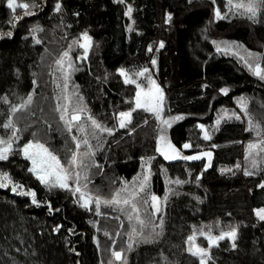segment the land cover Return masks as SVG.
<instances>
[{
    "label": "trees",
    "instance_id": "obj_1",
    "mask_svg": "<svg viewBox=\"0 0 264 264\" xmlns=\"http://www.w3.org/2000/svg\"><path fill=\"white\" fill-rule=\"evenodd\" d=\"M15 3L12 8L0 0V32H12L0 35V133L7 134L4 124L14 115L11 106L30 92L33 107L15 113L27 127L30 121L33 126L23 128L8 159L0 160V170L18 182L15 192L11 184L0 186V264H200L198 256L187 251V238L194 227L213 222L237 224L236 247L229 237L219 240L210 247L206 264H264V220L254 211L264 207V153L257 168L245 160L247 142L257 139L246 119L224 118L216 130L210 127L221 109L233 108L241 97L253 120L264 126V80L235 56L217 51L223 39L263 52L264 10L254 21L232 14L227 0H60L59 10L57 0H35V10L23 7L32 0ZM129 4L131 15L126 14ZM217 6L228 15L216 19ZM16 16L21 19L10 23ZM37 24L41 28L33 37ZM84 31L92 38L91 47L86 57L72 54L76 70L71 73L70 91L82 95L97 120L116 128L100 135L104 146L97 147L99 165L89 169L88 187L110 197L143 171L141 157H151L144 193L162 197L163 206L155 214L145 204L143 208L149 209L140 212L150 221L144 234H159L148 242L136 237L138 242L129 246V231L140 228L122 210L105 207L97 212L95 205L75 203L78 196L73 190H49L29 171L30 161L20 150L25 141L40 140L68 162L72 135L54 118V80L49 71L57 55ZM154 57L167 111L186 114L169 128V138L185 154L211 151L206 169L205 159L161 156L157 118L147 109L133 108L135 85L125 83L116 70L147 67ZM224 87L228 91L223 93ZM129 108L133 109L130 125L116 127L114 113ZM199 123L211 128L210 139L202 135ZM186 141L192 147L183 148ZM237 163L240 167H233ZM177 178L183 183L177 184ZM29 189L35 190L39 204L33 203ZM113 250H123V259L117 260Z\"/></svg>",
    "mask_w": 264,
    "mask_h": 264
},
{
    "label": "snow or ice",
    "instance_id": "obj_2",
    "mask_svg": "<svg viewBox=\"0 0 264 264\" xmlns=\"http://www.w3.org/2000/svg\"><path fill=\"white\" fill-rule=\"evenodd\" d=\"M9 7H15V0H7ZM215 3V0H213ZM230 12L235 14L236 11H239L240 15L247 16L251 20H256L258 15L264 10V0H228V5ZM23 7L27 9L35 10L36 4L35 0H32V4L24 3ZM61 7L60 0H57L56 10H59ZM132 5L129 4L126 10L127 15H131ZM27 14H31L28 12ZM214 15L216 19H220L222 16L228 15L221 11L220 7L217 6L214 9ZM172 16L171 12L167 13V17L170 19ZM21 17L16 16L14 20L10 21V23H15V21L20 20ZM41 26L39 24L34 25L31 31V35L33 37L36 36V32L39 31ZM131 28V25H129ZM0 35H12V32L9 31L7 33L0 32ZM81 37L82 40H76L74 38V43L80 44L84 51L81 52V57H86L88 52L87 50L91 47V36L87 33V31L82 32ZM36 42V41H34ZM214 43H216L214 41ZM164 44L163 41H160V46L162 47ZM72 45H69L71 48ZM151 49V45L149 46ZM217 51H221V48L217 47ZM225 53H233L238 58L241 57V53L236 50L235 47H230L228 42H225V46L223 48ZM251 57V61L249 59ZM242 62L249 69L253 75L259 77L261 80H264V64L260 62L259 54L252 53L251 50L247 51V55L242 58ZM56 65L59 68V71L63 73V83L59 85L62 89L61 94L56 96V104L55 108L59 112L60 119L64 122L65 129L69 133H73L75 129L76 132L82 133V136L72 135L71 139L75 142V150L71 151V155L68 158V163L65 165L61 162L60 157L50 150L48 146L42 143L40 140H28L27 143L22 146V154L27 157L31 161V167L29 171L35 174L38 177L39 181L45 184L49 190H52L55 187L70 189L73 190V195L79 193V198L75 201V203H81L82 206H87L92 203L93 193L87 191L88 188V176L89 169L93 164L99 165V161L95 160V154L97 147H103L104 145L99 143L101 137L99 133L107 132L111 134L116 130L115 127H108L107 125L102 124L99 120L96 119L87 109L86 105L83 104V97L79 93H72L69 89V80L71 77L72 71H75L74 65L71 61V56L69 50H65L61 56L56 60ZM152 63H156L155 57L152 60ZM124 77L125 83H132L136 85V93H135V108L147 109L149 112L155 114L156 118L160 121L161 126H170L173 120H179L183 118V114H177L175 116H164V93L163 89L160 85L150 76H148V80L150 82V87L144 88L140 83L137 82V79H134L133 76H146L148 73V69L142 68L136 73H130L126 68L120 67L116 70ZM221 92H227L228 88L224 87L220 89ZM6 99V98H3ZM33 93H28L26 99H23L21 103L14 104L10 108V113H15L18 109L25 108L29 104L32 103ZM240 104V107L243 108L244 115L248 116V129L254 130L257 139H252L247 142L245 148V160L251 162L252 167H256L259 164V160L257 157L264 153V126H262L258 121H254L251 114L248 112V105L245 102V98L241 97L237 101ZM132 112L133 109L129 108L127 111H121L118 114L114 113L118 118V124L116 127H126L130 125L132 120ZM86 114L87 120L91 122V134L96 137L97 145L93 146L90 142L89 135V125L87 123L82 122V116ZM227 119H240V113L230 110H224L223 116H219L213 126V130H216L221 123V120ZM147 122L146 120L144 121ZM201 129H203L202 135L205 139H210L212 133L208 130V128L204 124L198 125ZM5 128H11V133L5 137L0 136V160L8 159V155L10 152L14 150L15 141L19 139L17 134V125L14 123L13 116L9 115L8 119L4 124ZM184 148L192 147L191 142L186 141L183 144ZM157 151L162 152L166 159L173 160L177 156H184V153L180 151L179 148L167 137L165 134V130L162 127L161 133L157 137ZM202 156H207L209 161L212 157L211 151H200L194 152L192 155L184 156L187 160L198 159ZM151 157H141L142 167L147 168V173L143 174V180L139 182L137 185L135 181L136 177L133 178V183L131 185L128 182H125V185L122 188L117 189L116 192L111 196L110 199L103 198L101 196H95V206L96 211H100L101 203L106 205H115L120 207L123 211L125 205H131L133 213L135 214L134 219L138 223L140 230L137 231L136 227H133L128 235L129 240L128 244L131 246L133 243L138 242L136 237H140L144 242H148L150 240H154L158 238L159 234L153 235L149 233L147 235L144 234V228L147 226L150 221L146 220L144 217L139 215L140 209L137 206L135 200L139 196L140 192L146 188L149 176L151 174L150 161ZM91 160V164L87 163ZM147 161L148 163H144ZM209 164L205 163L204 168H208ZM233 167L239 168L240 164L237 163ZM245 174H249V169L245 167ZM203 171V170H202ZM221 172H231L230 168H221ZM202 174V173H201ZM139 175V174H138ZM199 180V176L197 177ZM70 181H75L73 185ZM177 184L183 183V181L177 178ZM264 184V181L261 182ZM9 184L12 186V191L18 190V182L13 181L9 172L0 170V186L7 187ZM23 186H20L22 188ZM28 194L32 196L33 203L39 204L40 201L36 199V194L34 189H29ZM164 199H167V194H165ZM200 199V197H197ZM160 197L156 195V193H151V204L152 208L155 211H160L159 205ZM257 216L264 220V208L255 209ZM129 221H133V214L128 215ZM163 218L160 219V228L162 230L163 227ZM151 227L153 230L156 229L157 225L152 223ZM59 228V225L57 226ZM71 231V229H69ZM237 228L235 226L231 227L230 230L221 231L219 235L211 234L209 232L201 231L199 234L207 237L209 242V247L205 248L198 244L193 245L191 242L194 241L196 232H193L192 235L188 237V241L190 242V246L187 249L188 252L193 253L196 256L200 257V264H206L207 258L209 256V249L212 245L216 244L219 240L229 237L232 239V247H236L235 238L237 235ZM123 250L116 251L113 250V255L117 260L123 259L122 257ZM111 264V262H110Z\"/></svg>",
    "mask_w": 264,
    "mask_h": 264
},
{
    "label": "rangeland",
    "instance_id": "obj_3",
    "mask_svg": "<svg viewBox=\"0 0 264 264\" xmlns=\"http://www.w3.org/2000/svg\"><path fill=\"white\" fill-rule=\"evenodd\" d=\"M15 5H16V3H15ZM227 5H228V0H227ZM229 8V7H228ZM235 13H239V11H236ZM240 14V13H239ZM88 33V32H87ZM83 39V37H81V35H80V38L78 39V41L79 40H82ZM225 42H227L226 40H221V41H219L218 42V45H219V47L221 48V51H223V48H224V46H225ZM229 43V46L230 47H235L236 48V50L237 51H239L240 53H241V57L240 58H238L236 55H234L233 53H231V52H229V53H225L224 51V53L225 54H229V55H232V56H235L238 60H240V62H242V58L243 57H245L246 55H247V51L248 50H250V49H247L246 47H244L243 45H241V44H239V43H236V42H228ZM90 49V48H89ZM89 49L87 50V52H89ZM67 50H69V53H70V56H71V61H72V63H73V58H74V56L72 55L73 53H74V51L76 52V55H77V58L79 59V58H82L81 57V52H83L84 51V49H83V47L80 45V44H78V43H74V42H72V47L71 48H68ZM251 52L252 53H256V54H259V59H260V62L262 63V64H264V51L263 52H257V51H254V50H251ZM63 53V52H62ZM62 53H59L58 55H57V58H55V61L53 62V66L51 67V69H50V71H49V76H50V79H53L54 80V92H55V94H54V99H52V104H51V107H52V109H53V114H54V118H55V120H56V122H58L61 126L63 125L64 126V122L60 119V115H59V112L56 110V108H55V104H56V96L57 95H59V94H61V91H62V89H61V87L59 86V85H61L62 83H63V73L62 72H60L59 71V68H58V66L56 65V60L61 56V54ZM75 55V56H76ZM249 59H250V61H251V57H249ZM54 60V59H53ZM243 63V62H242ZM142 68H146V69H148V73H147V75L146 76H139V77H136V76H133V78L134 79H137V82L138 83H140L144 88H148V87H150L151 85H150V82H149V80H148V76H150V77H152L159 85H160V87L163 89V87H162V85L160 84V82L158 81V79L156 78V74H155V68H154V64L152 63V60H151V63L146 67H142ZM142 68H140V69H142ZM140 69H138V70H133V71H129L130 73H136V72H138ZM123 77V76H122ZM123 79H124V77H123ZM135 85V84H134ZM69 91L71 90V83H70V80H69V89H68ZM71 92V91H70ZM135 93H136V85H135ZM163 93H164V97H165V99H164V110H163V115L164 116H175V115H177V114H183V118L185 117V113H180V112H178V113H174V114H172V113H169L167 110V102H166V95H165V91H164V89H163ZM224 93V92H223ZM134 97H135V95H134ZM239 99V98H238ZM238 99L235 101V103L233 104L234 105V107L233 108H223V109H221V113L219 114V116H223V112H224V110H230V111H235V112H238V113H240V116H241V118L243 119V120H245L246 119V122H247V124H248V118L246 117V115H244V109L243 108H241L240 107V104L237 102L238 101ZM134 107L133 108H135V99H134ZM245 102H246V100H245ZM31 107H33V105L32 106H27L26 107V109H28V111L30 110V108ZM121 111H127V110H121ZM121 111H119V112H121ZM33 114V113H32ZM154 114V113H153ZM155 115V114H154ZM19 113H14V115H13V120H14V123L17 125V129H18V131H17V134H18V136H19V134H20V132L22 133V131L24 130L23 128L24 127H26V128H28V129H30V127H32L33 126V122H28V127L26 126V124L27 123H24L25 122V120H23V121H21L20 119H19ZM156 117V116H155ZM182 118V119H183ZM217 118H218V116H217ZM217 118L215 119V121H213L214 123L213 124H211L210 125V127H213L214 125H215V122H216V120H217ZM116 119H117V124H118V118H117V116H116ZM158 120V119H157ZM181 119H179V120H173L172 122H171V124H170V126H161V127H158V135H157V137L160 135V133H161V128L163 127L164 128V130H165V134L167 135V137L169 138V128L173 125V124H175V123H177L178 121H180ZM82 122H84V123H87L88 125H89V135H90V142L93 144V146H94V144L96 143L95 142V140H96V137L95 136H93L92 134H91V122L90 121H88L87 120V117H86V114L84 115V116H82ZM158 124L160 125V121L158 120ZM199 124H203V123H199ZM207 128H208V130L210 131V129H209V126L208 125H205ZM65 127V126H64ZM5 128V127H4ZM10 130V131H9ZM202 130V132H203V129H201ZM5 131H7V134L5 133V134H2V133H0V136H5V137H7L10 133H11V128H5ZM102 133V132H101ZM101 133H99V136L101 135ZM77 135V136H82L83 134L82 133H79V132H76L75 131V129L73 130V133H71V135ZM170 139V138H169ZM17 141L18 140H16L15 141V144L17 143ZM73 141V140H72ZM25 143H27V141H25L24 142V144ZM43 143V142H42ZM14 144V148L16 147V145ZM22 146L23 145H21L20 146V150H21V153H22ZM49 148V147H48ZM184 148V147H183ZM50 149V148H49ZM185 149H187V148H185ZM51 150V149H50ZM73 150H75V142L73 141V147H72V151ZM97 151V150H96ZM159 154L161 155V156H163L164 158H165V156H164V154L162 153V152H159ZM23 155V154H22ZM24 156V155H23ZM25 157V156H24ZM27 158V157H26ZM28 159V158H27ZM166 159V158H165ZM257 159L259 160V162H260V156H258L257 157ZM29 160V159H28ZM30 161V160H29ZM61 162L62 163H64L65 165H67V163H65V162H63L62 160H61ZM30 166H31V161H30ZM252 166V165H251ZM258 167V165L256 166V167H253V168H257ZM147 173V168H144L143 167V171L142 172H140L139 173V175H137L136 176V178H137V180L135 181V183L138 185L139 184V182L140 181H142L143 180V174H146ZM150 177V176H149ZM134 181H133V179L131 180V181H128V184L129 185H131L132 183H133ZM70 183H72L73 185L75 184V181H70ZM125 185V182L124 183H122L121 185H120V187H118L117 189H120V188H122V186H124ZM116 189V190H117ZM87 191H90L91 193H93V200H92V203H90L89 205H95V200H94V197L95 196H101V195H99L98 193H94L93 192V190H91L89 187L87 188ZM116 192V191H115ZM114 192V193H115ZM79 193H76V197H77V199L79 198ZM101 197H103V198H106V199H110L111 198V196L110 197H105V196H101ZM149 198V199H148ZM82 202V201H81ZM135 202H136V204H137V206L139 207V209H140V212L142 211V210H145V211H147L148 209H149V207H145V208H143L144 207V205L145 204H147L148 206H151V211L153 212V213H155V214H157V211H155V209H153L152 208V204H151V194H149V197H147V195L144 193V190L143 191H141L140 192V194H139V196L136 198V200H135ZM159 205H160V210H161V208H162V206H163V198L162 197H160V201H159ZM88 206V205H87ZM105 207H110L111 209H113V210H121L120 209V207H118V206H115V205H106V204H103V203H101V206H100V211H102ZM95 208H96V206H95ZM262 208H264V207H262ZM255 211V210H254ZM140 212H139V215H140ZM123 213H127V216L131 213V214H133V217L135 216V214L133 213V210H132V208H131V205H125L124 206V210H123ZM255 213H256V211H255ZM257 215V214H256ZM224 225L225 224H227V223H223ZM222 223H220V222H213V223H210V224H204V223H201L199 226H196V227H194L193 228V230L191 231V233L189 234V236L190 235H192L193 234V232H196L197 233V235L195 236V239H194V241H192L191 243L193 244V245H195V244H198V245H200V246H202V247H205V248H208L209 247V242H208V240H207V237L206 236H204V235H201V234H199L201 231H203V232H209V230L211 231V234H213V235H219V233L223 230V231H227V230H230V228L231 227H233V226H235L236 228H237V224L236 223H233V224H228L227 226H224ZM218 229V232H216V230ZM216 232V233H215ZM188 236V237H189ZM206 240V242H207V244L206 245H204L203 244V240ZM231 239V238H230ZM232 240V239H231ZM189 246H190V242L188 241V238H187V244H186V248L188 249L189 248ZM191 253V252H190ZM193 254V253H192ZM110 258V257H109ZM198 258H199V261H200V257L198 256ZM206 263H207V261H206Z\"/></svg>",
    "mask_w": 264,
    "mask_h": 264
},
{
    "label": "water",
    "instance_id": "obj_4",
    "mask_svg": "<svg viewBox=\"0 0 264 264\" xmlns=\"http://www.w3.org/2000/svg\"><path fill=\"white\" fill-rule=\"evenodd\" d=\"M204 151H209V150H204ZM200 152V151H199ZM193 153H191V154H185L184 153V156H188V155H192ZM184 156H181V158L182 159H185L184 158ZM201 159H205V163H208V164H210V162H211V160H212V157H211V160L209 161V158L207 157V156H202V157H200V158H198V159H193L192 161H195V160H201ZM187 160V159H186Z\"/></svg>",
    "mask_w": 264,
    "mask_h": 264
}]
</instances>
